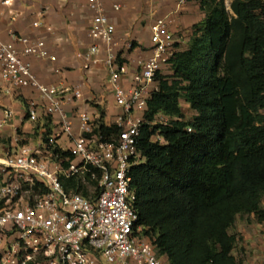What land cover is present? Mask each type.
<instances>
[{
  "label": "built area",
  "instance_id": "obj_1",
  "mask_svg": "<svg viewBox=\"0 0 264 264\" xmlns=\"http://www.w3.org/2000/svg\"><path fill=\"white\" fill-rule=\"evenodd\" d=\"M13 1L0 0V139L16 114L3 101L23 90L31 94L23 126L13 125L9 140L0 143V264H169L148 229L139 225L130 173L146 161L139 149L141 128L149 123L152 131L157 124V116L154 122L146 119L148 102L160 89L158 75H164L176 53L170 17L151 25L152 54L131 69L127 57L119 56L116 26L103 0H87L93 12L90 44L77 60L87 72L101 63L107 68L115 111L102 118L98 106L94 111L86 106L79 86L38 78L30 59L57 61L45 39L11 29L6 31L9 40L1 37L2 18L7 15L10 23L19 18ZM224 2L232 13L233 0ZM184 3L178 0L179 8ZM48 11L43 6L36 12L32 28L57 39L55 28L44 21ZM180 34L179 40L184 39V31ZM113 125L117 134L106 138L102 127ZM151 141L166 143L160 132ZM72 180L88 196L68 190L65 183Z\"/></svg>",
  "mask_w": 264,
  "mask_h": 264
},
{
  "label": "trees",
  "instance_id": "obj_2",
  "mask_svg": "<svg viewBox=\"0 0 264 264\" xmlns=\"http://www.w3.org/2000/svg\"><path fill=\"white\" fill-rule=\"evenodd\" d=\"M198 1L205 18L188 49L176 47L172 74L158 75L148 102V122L160 113L172 119L152 131L142 125L146 161L131 169L134 208L169 264H241L230 230L239 215L264 220V0H233L232 14L224 0ZM117 131L102 127L106 138ZM156 132L164 145L151 141ZM65 186L88 196L77 180Z\"/></svg>",
  "mask_w": 264,
  "mask_h": 264
},
{
  "label": "crops",
  "instance_id": "obj_3",
  "mask_svg": "<svg viewBox=\"0 0 264 264\" xmlns=\"http://www.w3.org/2000/svg\"><path fill=\"white\" fill-rule=\"evenodd\" d=\"M106 7V13L116 26L117 38L120 37V32L118 31V26L126 25L127 28L134 27V24L143 19L146 23V28H150L155 22L154 18L169 16L170 30L176 32L179 29H187V35L182 40L176 41V47L179 51H185L188 49L189 44L193 38V26L201 23L205 18V13L200 8V3L198 0H185V3L181 8L178 6V0H103ZM76 4L78 7H76ZM113 4V5H112ZM119 5L120 9L115 10L114 5ZM48 7L49 11L44 18L47 24L52 25L56 30L57 40L51 35L46 33L43 29L32 28V22L37 19L36 12L41 9V7ZM13 10L20 13L19 18L16 22L10 23L9 17L5 15L2 18L1 23V37L4 40H9L6 34L7 29H11L18 35L30 38H43L46 40L49 50L52 54L57 56L56 62H51L49 60H35L30 59L33 63L34 71L38 78L46 84H64V85H75L79 86L83 93V99L86 101V106L90 110L94 111V105L92 101L94 98H99L97 103L98 106H104L105 100L112 101L111 94L109 92V83L107 76V68L101 63L99 66L92 69L91 72H87L80 65L77 60V54L84 51L90 44L88 37L89 27L92 21L90 17L83 24L78 18V12L81 10H86L88 7L87 0H14ZM121 11V12H120ZM155 11V14L153 13ZM120 12V13H117ZM70 19V23L67 22V18ZM123 19V23L122 20ZM82 29L85 33H82ZM65 30V34L61 31ZM145 29H138L135 31H128V36H132V39L136 43L135 48H131L128 51V56L126 51L122 52L119 50V56L127 57L129 66L131 69L136 68V64L139 60L147 59L152 54V42H151V31L143 32ZM52 44V47H51ZM54 44H59L58 48H53ZM76 48L72 55H67L69 48ZM57 51V52H56ZM61 52L65 55L60 57ZM67 66H70L72 70H65ZM97 68H100L99 74L94 73ZM59 69V72H56ZM70 72L74 73V77L70 76ZM94 73L96 77H100V81H96L94 76L90 75ZM172 74V71H171ZM88 79V83L94 88L95 93L92 94L90 88L86 85L84 77ZM103 78V79H102ZM104 86V91L102 90ZM100 90V91H98ZM31 94L30 91L23 90L19 92V95L14 99L7 98L3 101L4 106H11L16 114L12 121L15 126H23V116L24 105L27 98ZM83 103V100L81 101ZM95 107L97 108V106ZM70 109V106L68 107ZM101 113V112H100ZM72 121L74 123V128L78 127L77 117L72 115ZM13 125L7 127L2 131V137L8 138L13 134ZM7 142L3 140L4 143Z\"/></svg>",
  "mask_w": 264,
  "mask_h": 264
},
{
  "label": "rangeland",
  "instance_id": "obj_4",
  "mask_svg": "<svg viewBox=\"0 0 264 264\" xmlns=\"http://www.w3.org/2000/svg\"><path fill=\"white\" fill-rule=\"evenodd\" d=\"M113 5V4H112ZM76 7L78 5L76 4ZM121 12V11H120ZM117 12V13H120ZM155 14V11L153 12ZM93 12L90 10V8H87L86 10H81L78 12V18L80 21H82L81 24L86 22L90 17H92ZM67 18V17H66ZM154 20H158L163 17H153ZM68 23H70V19H66ZM146 19L141 20L140 22L138 21L137 23L134 24V27L127 28L126 25L124 24L122 26H118V31L120 32V37L118 38L119 41V50L122 52H125L126 49L131 50L130 47L135 41L132 39V36H128V31H135L138 29H145L143 32L150 31V28H146ZM123 23V19L121 20ZM154 23V21H153ZM185 32H187V29H182ZM180 29L176 31L174 34V40H178L181 37L180 34ZM63 34H65V30L61 31ZM82 33H85L84 30L82 29ZM151 34V32H150ZM187 35V33H185ZM186 37V36H184ZM57 40V39H56ZM183 40V38H182ZM59 44H54L53 48H58ZM52 47V44H51ZM70 53L67 51V55H72V53L75 52L76 48H69L68 49ZM128 51H126V55L128 56ZM57 52V51H56ZM64 52H61L60 57H62ZM70 55V56H71ZM65 70L69 71L72 70L70 66H67ZM100 68H97L94 73L99 74ZM164 73L166 75H171V70L169 69V66H164ZM92 73L90 75L94 76L96 81H100V77H96V75ZM70 76L74 77V73L70 72ZM90 78H88L90 80ZM85 83L86 85L90 88L91 93L94 94L95 90L92 88L91 84L88 83V79L85 76ZM103 79V78H102ZM102 90L104 91V86L101 87ZM100 91V90H98ZM100 100L99 98H97ZM94 98V101H92L93 105L95 106L98 102V100ZM105 100L104 106H99L100 111L104 112L106 118H111L114 114V109L111 107V102L109 100L107 101V98H103ZM181 108H182V113L184 115L185 121H193L196 112L193 111L189 104L186 103L185 99L180 100ZM97 106V105H96ZM172 118L169 116H166L162 113H160L157 116L156 125H161V123L164 125L166 123H169ZM177 119V118H174ZM3 140L7 141L6 138H1L0 142H3ZM1 179V177H0ZM262 209L264 210V197L262 199V204H261ZM230 233L235 235L236 237V244L235 248L233 251V255L236 257V259L241 263V264H264V220L259 221V217H256L255 215H239L234 227L230 230Z\"/></svg>",
  "mask_w": 264,
  "mask_h": 264
},
{
  "label": "clouds",
  "instance_id": "obj_5",
  "mask_svg": "<svg viewBox=\"0 0 264 264\" xmlns=\"http://www.w3.org/2000/svg\"><path fill=\"white\" fill-rule=\"evenodd\" d=\"M232 14V13H231Z\"/></svg>",
  "mask_w": 264,
  "mask_h": 264
}]
</instances>
